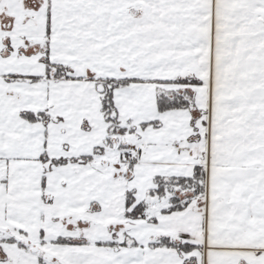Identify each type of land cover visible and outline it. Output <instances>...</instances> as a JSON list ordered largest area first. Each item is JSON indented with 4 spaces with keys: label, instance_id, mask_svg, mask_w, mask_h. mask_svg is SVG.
<instances>
[{
    "label": "snow or ice",
    "instance_id": "obj_1",
    "mask_svg": "<svg viewBox=\"0 0 264 264\" xmlns=\"http://www.w3.org/2000/svg\"><path fill=\"white\" fill-rule=\"evenodd\" d=\"M0 264H264V0H0Z\"/></svg>",
    "mask_w": 264,
    "mask_h": 264
}]
</instances>
